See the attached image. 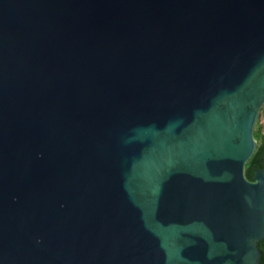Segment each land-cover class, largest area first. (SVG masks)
<instances>
[{
  "label": "water",
  "instance_id": "water-1",
  "mask_svg": "<svg viewBox=\"0 0 264 264\" xmlns=\"http://www.w3.org/2000/svg\"><path fill=\"white\" fill-rule=\"evenodd\" d=\"M264 0H0V264H260Z\"/></svg>",
  "mask_w": 264,
  "mask_h": 264
},
{
  "label": "trees",
  "instance_id": "trees-1",
  "mask_svg": "<svg viewBox=\"0 0 264 264\" xmlns=\"http://www.w3.org/2000/svg\"><path fill=\"white\" fill-rule=\"evenodd\" d=\"M255 138L258 141L257 149L252 158L246 164V176L250 180H253L257 169H264V134H262L259 128L255 129ZM259 248L262 251L260 264H264V240L259 242Z\"/></svg>",
  "mask_w": 264,
  "mask_h": 264
},
{
  "label": "rangeland",
  "instance_id": "rangeland-1",
  "mask_svg": "<svg viewBox=\"0 0 264 264\" xmlns=\"http://www.w3.org/2000/svg\"><path fill=\"white\" fill-rule=\"evenodd\" d=\"M259 128L262 132V134H264V110L262 109L259 120L256 124L255 129Z\"/></svg>",
  "mask_w": 264,
  "mask_h": 264
}]
</instances>
